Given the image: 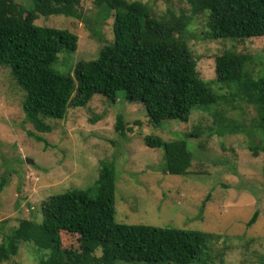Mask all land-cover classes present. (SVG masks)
Listing matches in <instances>:
<instances>
[{
    "label": "rangeland",
    "instance_id": "1",
    "mask_svg": "<svg viewBox=\"0 0 264 264\" xmlns=\"http://www.w3.org/2000/svg\"><path fill=\"white\" fill-rule=\"evenodd\" d=\"M140 1L157 17L168 11L190 17L183 38L195 55L200 77L219 95L234 85L216 81V55L225 50L247 53L252 57L248 72L256 76L262 70L264 37L207 38L206 13L193 14L188 0ZM76 12L79 17L52 14L35 20L77 35L75 51L61 52L52 64L71 75L78 61L92 60L113 40L112 13L103 19L93 0H79ZM23 94L9 68L0 66V241L20 219L40 221L41 202L49 195L93 185L102 163L111 162L116 222L211 233L191 264H264V151L254 155L250 149L262 141L252 105L221 100L193 109L187 122L164 119L154 127L144 106L124 100L122 91L115 103L95 94L86 106L69 107L61 119L43 118L49 129L42 131L25 120ZM118 113L124 118L123 133L116 129ZM149 134L186 141L193 159L185 175L162 171L163 150L144 143ZM255 211V221L247 225ZM60 236L63 248H78L77 234L61 231ZM40 253L32 243H21L11 261L35 264Z\"/></svg>",
    "mask_w": 264,
    "mask_h": 264
},
{
    "label": "trees",
    "instance_id": "2",
    "mask_svg": "<svg viewBox=\"0 0 264 264\" xmlns=\"http://www.w3.org/2000/svg\"><path fill=\"white\" fill-rule=\"evenodd\" d=\"M31 1L24 5L23 0H0V66L9 68L23 91L25 120L37 129L48 130L43 118L61 119L69 107H84L95 94L115 103L122 91L124 100L144 106L154 127L164 119L187 122L195 108L239 99L256 111L254 125L262 141L250 149L254 155L264 151V66L256 76L248 72L250 54L225 50L215 56L216 81L234 85L219 95L200 77L195 55L183 38L190 23L188 15L168 11L157 17L140 0H93L103 19L113 14V40L92 60L78 61L73 75L60 73L52 64L61 52L75 51L77 35L67 28L37 25L35 20L52 14L79 17V0ZM188 2L193 14L206 13L207 38L264 37V0ZM116 129L124 131L120 113ZM144 143L162 148L164 173L188 172L193 154L184 139L165 140L149 134ZM115 187L114 164L103 162L93 185L49 195L41 202L40 221L22 218L3 236L0 264H22L11 261L21 243H32L41 250L35 264H191L200 256L211 233L116 222ZM256 216L257 211L247 225ZM61 231L78 235L77 249L63 248Z\"/></svg>",
    "mask_w": 264,
    "mask_h": 264
},
{
    "label": "water",
    "instance_id": "3",
    "mask_svg": "<svg viewBox=\"0 0 264 264\" xmlns=\"http://www.w3.org/2000/svg\"><path fill=\"white\" fill-rule=\"evenodd\" d=\"M25 161H26V162H30V163H32V159H29V158H26Z\"/></svg>",
    "mask_w": 264,
    "mask_h": 264
}]
</instances>
